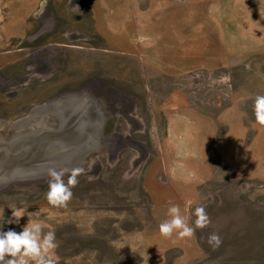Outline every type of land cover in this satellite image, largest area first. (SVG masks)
<instances>
[{
	"label": "rangeland",
	"instance_id": "rangeland-1",
	"mask_svg": "<svg viewBox=\"0 0 264 264\" xmlns=\"http://www.w3.org/2000/svg\"><path fill=\"white\" fill-rule=\"evenodd\" d=\"M70 93L97 102L100 142L52 167L83 170L65 207L48 171L1 180L0 231L42 223L57 264H264V0H0V141L52 131L39 107ZM172 205L209 222L163 237Z\"/></svg>",
	"mask_w": 264,
	"mask_h": 264
},
{
	"label": "water",
	"instance_id": "water-1",
	"mask_svg": "<svg viewBox=\"0 0 264 264\" xmlns=\"http://www.w3.org/2000/svg\"><path fill=\"white\" fill-rule=\"evenodd\" d=\"M46 112L56 115L59 121L52 131L38 126L27 134L15 135L13 142L17 150L14 153L11 144L0 141V146L6 147L4 155H12L11 160L0 167V181L15 174L45 172L52 167L74 164L100 142L104 114L97 102L86 94L70 93L42 104L40 120ZM24 140L27 146L19 148Z\"/></svg>",
	"mask_w": 264,
	"mask_h": 264
},
{
	"label": "clouds",
	"instance_id": "clouds-1",
	"mask_svg": "<svg viewBox=\"0 0 264 264\" xmlns=\"http://www.w3.org/2000/svg\"><path fill=\"white\" fill-rule=\"evenodd\" d=\"M253 115L255 123L264 127V95H257L253 100ZM82 169H56L48 170V190L45 198L49 205L53 207H65L72 197L71 188L77 183L76 177ZM68 173L67 184L63 181V176ZM12 217L8 223H19V218L24 215L14 207ZM194 227H190L180 209L172 205L167 209L170 219L159 224V233L163 237L172 236L173 232L177 239L190 238L194 233V228H203L208 224V218L203 207L193 209ZM43 227L40 222H30L17 233L14 230L0 231V264H57L54 250L57 247L55 242V232L49 230L42 232ZM207 243L213 248H218L222 243L221 238L216 233H212L207 238ZM9 257V258H6Z\"/></svg>",
	"mask_w": 264,
	"mask_h": 264
},
{
	"label": "bare ground",
	"instance_id": "bare-ground-1",
	"mask_svg": "<svg viewBox=\"0 0 264 264\" xmlns=\"http://www.w3.org/2000/svg\"><path fill=\"white\" fill-rule=\"evenodd\" d=\"M41 114V113H40ZM46 114V113H45ZM40 116V115H39ZM39 135V133L38 134H36V136H38ZM34 136H32L31 138H33ZM23 146H27V143L25 142V144H24V142H23V144L20 146V147H23ZM19 147V148H20Z\"/></svg>",
	"mask_w": 264,
	"mask_h": 264
}]
</instances>
